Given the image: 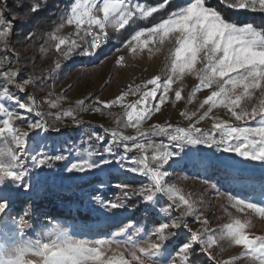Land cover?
<instances>
[{
	"label": "snow or ice",
	"instance_id": "snow-or-ice-1",
	"mask_svg": "<svg viewBox=\"0 0 264 264\" xmlns=\"http://www.w3.org/2000/svg\"><path fill=\"white\" fill-rule=\"evenodd\" d=\"M47 3V0H42ZM170 0H161L154 6L145 5L139 0H72L62 10L61 23L49 33L50 47H54L64 61L74 55L93 56L111 38L109 29L121 33L127 27L134 26L137 21L151 18L155 13L165 10ZM227 8L251 10L264 13V0H220ZM23 8L24 5L20 4ZM40 3H32L21 15L30 17L31 13L40 10ZM6 8L0 7V52L12 53L11 34L14 21L6 19ZM66 25L74 31L61 35ZM34 33L25 37L30 39ZM172 43L166 57L164 76L156 75L143 84L129 85L114 99L94 101L90 106L86 100L80 99L74 107L63 109L55 114L56 120L71 118L75 125L82 122L77 119V112L91 111L114 117L116 127L104 128L105 134L92 131L88 141L102 145L104 154L112 159L93 160L94 151L84 149V157L72 162L66 168L69 173L86 172L102 169L113 161L128 173L138 174L147 178L149 183L133 187L127 182L116 184L121 195L114 200L97 199L102 207L111 209L126 208L125 199L139 196L145 204L155 205L158 197L167 198V206L160 208L161 219L147 230L133 225L119 227L111 233L109 239H77L66 228L55 226L38 235L36 239H18L17 232L23 237L26 229L33 228L24 212L16 220L6 218L10 205L11 182L15 188L27 189L25 178L29 175L26 162L30 132L47 131V122L41 106L31 94L27 102L21 101L10 91L14 86L18 92L24 93L30 85L36 84L40 78L29 76L22 82L17 81L19 64L8 55H0V226L3 227V238L0 239V264H193L192 254L199 245L198 252L206 254L211 264H230V261L217 260L211 249L226 241L228 246H239L242 251L231 261L245 258L248 264H264V235L249 232L251 220L247 217H234L228 207L221 204L229 222L216 229L209 227V220L202 210V200H196L190 193H184L175 184L167 182L169 173L165 165L179 152L171 150V146L183 149L185 146L204 145L217 151L231 153L245 161L259 162L264 166V27L255 22L228 21L210 0H185V4L172 10L166 17L150 27L136 30L124 46L129 53L147 50L149 54L160 49L157 44ZM47 52V48H41ZM124 56H118L115 63L123 65ZM62 68L60 60L54 62L53 72ZM185 76H194L198 81L188 94L191 103L197 93L209 89L208 94L200 103L199 108L207 105V110L187 127L174 126L170 123H155L144 128L145 121L154 113L161 111V106L169 101V93L174 91V101H180L182 89H173V85L182 81ZM151 86V87H149ZM142 89H147L142 91ZM134 102L124 103L129 95H137ZM258 94V95H257ZM48 93L49 108H58L64 99ZM257 100L251 108L248 102ZM16 105L11 107L10 105ZM121 106L123 112L116 114L111 111ZM224 108L235 121L221 120L210 115L214 109ZM32 113L37 118L30 120L22 112ZM182 117L192 120L196 112L182 111ZM206 118L214 122L210 129L198 127ZM16 121H26L27 130L18 126ZM249 122H252L249 124ZM132 128L134 135H127L122 129ZM58 130V129H57ZM107 137V139H106ZM153 137H164L157 142ZM122 149L117 155L116 149ZM136 150L137 156L127 154ZM63 161L62 154L31 155L33 166L41 167L49 161ZM207 183V181H204ZM211 187L216 189V185ZM218 197H224L225 203L237 212L250 210L251 213L264 219V190L259 200L242 198L217 190ZM178 216H173L174 212ZM189 217L200 225L196 230L189 227ZM185 229L190 233V240L184 242L173 256L167 250V242L177 235V230ZM149 237L144 239V236ZM123 237V239H118ZM220 251H224L223 248Z\"/></svg>",
	"mask_w": 264,
	"mask_h": 264
},
{
	"label": "rangeland",
	"instance_id": "rangeland-1",
	"mask_svg": "<svg viewBox=\"0 0 264 264\" xmlns=\"http://www.w3.org/2000/svg\"><path fill=\"white\" fill-rule=\"evenodd\" d=\"M7 1L8 0H0V7L6 8ZM60 23L61 20L52 31H54ZM73 31L74 29L72 26L65 24L60 34L67 35ZM109 32L110 36L116 33L112 29H109ZM49 33L44 35L42 45H39L36 54L33 55L36 59L31 58L32 56L29 49H18L15 53L19 58L26 57L30 60L27 67V74L30 76L38 77L41 71L46 70L48 75L47 80L50 82L48 90H43L41 87H34L33 90L28 89L24 93H20L14 88L11 92L21 101L25 102H27L29 94L34 96L36 103L41 106L40 110L45 114L44 119L47 122L48 129L47 131L36 130L29 134L28 155L26 157L29 175L25 178V182L29 187L27 189L23 187L17 189L9 182L12 191L9 198L10 205L7 210L6 218L9 219V221L13 218L18 220L20 215L14 211L15 204L21 201L27 202L22 207L23 213L21 215H23L25 211L29 213L27 218L29 222L33 224V228L26 229L23 237H20L19 232H17L18 239H36L39 234L55 226L66 228L69 233L77 239L86 240L109 239L111 238L112 232L118 231L119 227H124L126 225H133L134 227L150 230L154 225H150L146 219H133L135 209H138L139 214H145L146 217L152 214L159 222L161 219L159 210L161 207L167 206L168 203L166 197H158V203L152 205L142 202L139 196H133L125 199L126 208L123 209L105 208L97 203V199L114 200L117 196L121 195V191L116 188V184L127 182L133 187H138L149 183L146 177L124 171L115 161H113L111 165H104L102 169L72 173L66 171V168L70 166L72 162H76L84 157L85 148L96 153L92 157L93 160L99 161L102 157L112 159L111 156L103 153L102 145L95 141L87 140V136L90 135L92 131L105 134L103 131V128H105L104 126L99 130L103 120L101 114L91 111L77 112V119L82 123L80 125H75L71 118L56 120L55 115L49 116L48 113L51 112L55 114L63 109L74 107L75 102L80 99L86 100V103L90 106H96L93 103L94 101L112 100L122 91H126L129 85L135 86L143 84L156 75H161L163 77L166 72V57L168 55V50L173 46L172 43L165 42L163 45L157 44L156 47L160 50L152 54H149L148 51L145 50L142 52L138 51L135 55L129 53L123 43L118 48L112 50L107 57L94 64L92 63L94 55H74L67 61L61 59L55 48L50 47L52 42L49 40ZM41 48H47L48 51L42 52ZM118 56L125 57L123 65H117L115 63ZM58 59L62 64V68L53 72L54 62ZM196 83H198V81L194 76H185L182 81L175 83L173 89H182L183 99L173 103L175 94L174 91H171L169 93V101L161 106V111L159 113H154L151 119L145 121L143 127L148 128L155 123H170L174 126L187 127L190 123L198 119L199 115H202L203 112L207 110V105H205L203 109L199 108V105L202 100L210 94V90L203 89L198 92L192 102L189 103L187 99L188 94ZM37 86L39 85L37 84ZM145 90L147 89H142V91ZM49 92L53 93L52 99H55L57 96L64 97L58 108H49L47 103L44 102L48 99ZM138 98L139 93L137 95H129L125 98L124 103L134 102ZM257 102V100L249 101L248 107L251 108V106ZM10 106L16 107L14 104ZM17 110L22 112L23 115L30 120L37 119L32 113L24 112V110ZM107 111L121 114L124 110L121 106L117 105ZM182 111L188 113L196 112L197 115L192 117V120H188L180 115ZM210 115L219 117L221 120H229L233 125L240 123L235 121L224 108H216ZM213 122L212 119L206 118L197 126L203 129H210ZM20 123L19 126L27 130V122L20 121ZM251 123L252 122H249V124ZM114 127H116V125L110 126L109 129ZM122 131L127 135L135 134V130L132 128L122 129ZM153 139L163 140L164 143H168L164 137H153ZM171 150L179 152L180 155L174 156L169 161V164L165 165V170L169 173L166 180L170 184L177 185L184 193H190L194 199L203 201L202 210L209 220L210 228L216 229L218 226L229 222V217L221 208V204H224L234 217H247L251 220V227L248 229L250 233L264 235V219L251 213L250 210L237 212L235 209L229 207L225 203L224 197L217 196V190L222 193L228 192L222 189L215 180L207 179V176H211L213 172H217L218 175L229 178L231 185L236 188H242L243 183L241 182L243 180L249 183L251 182L253 188L250 190H252L253 193L250 196H234L259 200V194L264 190V166L259 162L245 161L234 154L217 151L215 148H208L204 145H189L185 146L183 149L173 145L171 146ZM122 151L123 150L120 148L116 149L117 155L121 154ZM34 154H62L65 156V160H53L49 161L45 166L35 167L31 161V155ZM138 154L139 153L134 150L127 155L133 157ZM204 181H207V183ZM230 183L228 184L230 185ZM212 184L217 186L216 189L211 187ZM0 188H3V186L0 185ZM225 188H228L227 184ZM109 189L115 191L114 195L107 192ZM62 196L68 197L70 200H63L61 199ZM43 197L51 198L53 201L52 205L56 206L61 212L66 213L69 210L72 212L82 211L83 213H89L91 220L87 224H84L79 221V219L75 218V215L62 218L41 215V219L36 223L35 215L32 214V204ZM133 200H135L134 203H131ZM47 204L48 203L45 202L42 208L46 209L50 206H46ZM178 215V211L173 213V216ZM187 219L189 227L193 230L200 227V225L194 221V218L189 217ZM0 224H2V222H0ZM141 235L144 236V239L149 238L143 233ZM179 236L185 238L184 242L190 240L189 232L183 228L177 230V235L167 242V250L173 256L176 255L180 247L175 248L176 238ZM2 238L3 227L0 226V239ZM118 239H123V237H118ZM196 247L198 252L199 245ZM221 248H223L224 251L221 252ZM211 251L213 255H216L217 260H228L230 264H248L245 258L231 261L230 258L238 256L242 248L239 246L230 247L226 241H221L219 245L214 246ZM198 254H201L203 258L207 260L208 264H211L206 254L199 252ZM177 264H179V258H177ZM194 264H200V261Z\"/></svg>",
	"mask_w": 264,
	"mask_h": 264
},
{
	"label": "trees",
	"instance_id": "trees-1",
	"mask_svg": "<svg viewBox=\"0 0 264 264\" xmlns=\"http://www.w3.org/2000/svg\"><path fill=\"white\" fill-rule=\"evenodd\" d=\"M72 2V0H47V3H43L42 0H8L6 5V19L8 21H14V27L12 29V34L10 37L11 40V46L14 48V51L19 49H29L31 53V58L36 59L35 55L36 50L39 47V45H42L44 41V35L46 33L51 32L54 27L60 22V15L63 9H65L69 4ZM139 2H142L144 4H148L149 6L157 5L161 2V0H139ZM32 3H40L41 7L40 10L31 13L30 17L21 15L25 12L26 9L30 7ZM20 4H23L24 7H19ZM185 4V0H170V3L168 7L163 10L155 13L151 18H148L146 20H140L137 21V23L134 26L127 27L126 30H123L121 33H114L111 35V38L105 43V45L98 50V53L94 55V59L92 60V63H97L99 60L107 57L109 53L118 48L121 44H123L127 39L130 38V36L136 31L141 28L150 27L154 23L158 22L160 19L166 17L172 10L177 9L178 7ZM210 6H213L217 8L223 16L230 22H237L239 24H243L245 22H255L257 26L264 27V13H261L259 11H251V10H239L234 8H227L224 4L220 3V0H210ZM32 32L34 35L26 40L25 37L28 36V34ZM0 55H8L10 59H13L14 62H18L19 64V76L17 77L18 82H22L25 78L29 77L30 75L27 74L28 70L27 67L29 65L30 60L28 58H19V56L15 57L12 56V53H3L0 52ZM47 73L46 70H43L40 72L38 78L40 80L34 84L30 85L26 88V90H33L34 87H41L43 90L49 89V80H47ZM36 77V76H32ZM37 84L39 86H37ZM15 87L10 86V91L13 90ZM103 120L101 122V126L99 130L103 128V126L106 128H109L110 126H115V119L114 117L108 116V115H102ZM16 124L19 126L21 123L20 121H16ZM103 124V125H102ZM104 129V128H103ZM157 142H160L159 139H154ZM209 180H215L217 184L227 191L228 193L232 195H243V196H250L253 192V184L250 182L242 181L243 183L242 188H236L231 185L229 182V178L222 177L218 175L217 172H213L211 176H207V179ZM230 183V185L228 184ZM228 185V188H225V185ZM107 192L114 195L115 191L112 189H109ZM61 199L69 201L70 199L68 197L62 196ZM135 200L131 201V203H134ZM48 203L46 206V209H43L44 203ZM27 202L21 201L20 203L15 204L14 211L18 215H21L23 213V205H25ZM29 203V202H28ZM53 201L49 197H43L42 199L38 200L36 203H33L32 205V214L35 215V222L37 223L41 219V215H49L51 217H71L72 215H75V218L79 219L84 224H87L91 218L89 213H83L82 211H74L71 210L65 212H61L58 210V208L54 205H52ZM133 219H146L150 225H154L155 223H158L156 217H154L152 214L145 216V214H139L138 209H135ZM185 241V238L183 236H179L176 238V245L175 248H178L183 242ZM192 261L193 264L197 261H200V264H208L207 260L203 258L201 254H198L197 247L196 250L193 251L192 254Z\"/></svg>",
	"mask_w": 264,
	"mask_h": 264
},
{
	"label": "built area",
	"instance_id": "built-area-1",
	"mask_svg": "<svg viewBox=\"0 0 264 264\" xmlns=\"http://www.w3.org/2000/svg\"><path fill=\"white\" fill-rule=\"evenodd\" d=\"M105 45V44H104Z\"/></svg>",
	"mask_w": 264,
	"mask_h": 264
}]
</instances>
